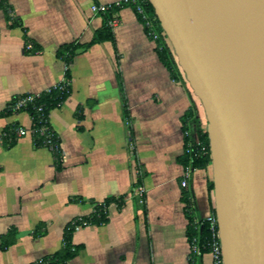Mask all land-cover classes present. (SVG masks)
Returning a JSON list of instances; mask_svg holds the SVG:
<instances>
[{
	"label": "crops",
	"instance_id": "1",
	"mask_svg": "<svg viewBox=\"0 0 264 264\" xmlns=\"http://www.w3.org/2000/svg\"><path fill=\"white\" fill-rule=\"evenodd\" d=\"M5 1L20 26L9 27L0 8V109L16 95L61 81L65 63L57 48L89 42L105 22L90 5L115 0ZM113 16L120 21L112 28L114 43L75 55L70 93L49 112L61 169L31 135H16L15 128L31 126L28 112L0 115V235L16 231L0 249V264H34L54 253L66 224L108 196L121 197L122 205L107 206V223L75 230L71 242L82 248L61 264H189L177 157L184 144L180 117L191 103L199 117L200 109L185 77L171 78L133 9ZM27 41L36 48L25 51ZM209 174L210 168L194 169L186 188L201 218L210 213ZM137 185L145 189L143 203L133 196ZM200 263L211 264L210 254Z\"/></svg>",
	"mask_w": 264,
	"mask_h": 264
},
{
	"label": "water",
	"instance_id": "2",
	"mask_svg": "<svg viewBox=\"0 0 264 264\" xmlns=\"http://www.w3.org/2000/svg\"><path fill=\"white\" fill-rule=\"evenodd\" d=\"M206 118L222 264H264V0H148Z\"/></svg>",
	"mask_w": 264,
	"mask_h": 264
},
{
	"label": "trees",
	"instance_id": "3",
	"mask_svg": "<svg viewBox=\"0 0 264 264\" xmlns=\"http://www.w3.org/2000/svg\"><path fill=\"white\" fill-rule=\"evenodd\" d=\"M0 8L3 9L5 19L8 21L9 27H14L19 25L17 20L10 15V7L6 5L5 0H0ZM145 8L147 13L152 18V21L160 34L158 39L155 41V51L159 60L165 66V68L169 71L171 78L173 79H182L184 81V74L180 67L178 66L177 60L173 53V50L167 40L166 36L162 33L158 19L154 13L152 6L150 5L148 0H145ZM116 9L109 11L105 14V22L104 24L98 28L91 40L87 43H79L78 41H71L69 43H64L60 45L56 50V56L60 58L65 64H71L75 55H77L80 51H85L89 47L94 44L103 42V41H111L114 43V37L112 33V28L108 25V20L113 17V14ZM139 20V18H138ZM29 42V41H27ZM26 42V43H27ZM33 46V45H32ZM35 49L36 47L33 46ZM64 76L70 81V70L67 69L64 73ZM117 75V79L120 83L121 87V79ZM69 93H59L57 91H53L49 94H43L39 103L43 104V113L45 116H49L50 110L55 108L58 103L63 102L68 97ZM30 113L32 111H29ZM9 114V113H8ZM181 128L182 131L189 132V135L184 136V144H183V152L180 156L177 157V160L181 165L187 166L190 165L194 169L203 170L205 173L207 169L210 168L211 158L209 151V139L206 132V128L202 126L200 117L198 115V111L196 106L191 103L189 107L183 112L180 117ZM33 122V120H32ZM34 123V122H33ZM199 140L206 147V151L204 153H196V149H192L190 153L185 152V148L189 141ZM59 142V139L57 138ZM34 145L41 146L42 139L34 137ZM54 165L57 169H61L62 167V154L59 149L53 154ZM206 188L208 193V205L210 212L215 215L214 212V202H213V182L211 176H206ZM181 200L184 204L183 211L185 218L187 219L186 225V235L188 238L189 244L192 242L193 238H196V244L198 246L196 253H191L189 255L188 263L189 264H201V257L204 253H208L209 249L207 247V242L211 237V232L209 230L208 222L205 218L197 217L194 215V204L192 200V196L188 190L185 188H181ZM115 201L118 206L122 205V198H114L112 196H108L104 198L101 202H93V212L89 215L82 216L81 218L87 222L88 225H101L105 224L108 221L106 208L112 202ZM75 219V218H74ZM73 220L69 221L63 232L62 245L61 247L50 255L44 256L42 259L45 261L44 264H61L72 259L79 249L82 248V245H74L71 242V237L74 232V227L71 224ZM218 230L217 225H215V230ZM35 233V232H34ZM16 231L14 229H9L5 234L0 235V249H5L9 245L14 242ZM36 234V233H35Z\"/></svg>",
	"mask_w": 264,
	"mask_h": 264
},
{
	"label": "built area",
	"instance_id": "4",
	"mask_svg": "<svg viewBox=\"0 0 264 264\" xmlns=\"http://www.w3.org/2000/svg\"><path fill=\"white\" fill-rule=\"evenodd\" d=\"M129 6L133 9L134 13L136 14L137 18H139V21L142 23L144 27V31L146 36L149 38V40L155 41L158 39L160 34L158 33L152 18L147 13V10L145 8V0H115L111 3H99V2H93L90 5V11L92 14H105L109 11H112L114 9H119L121 7ZM119 19L115 16L111 17L108 20V25L113 28L119 24ZM164 34V32H162ZM165 35V34H164ZM24 50L29 52L33 50L32 44L27 42L24 46ZM70 65L65 64L64 65V73L67 69H69ZM53 91H57L59 93H70V81L63 76L62 80L58 83H55L54 85L48 87L46 90L40 92V93H27V94H19L14 96L7 105H5L4 108L0 109V115H7L18 113L21 111H26L30 114L31 120L33 122L31 123V126L29 128H23V127H17L15 128V133L18 136H24V135H31L33 138H41L42 139V145L48 148V150L54 154L56 151H58L59 148V142L57 141V136L55 132L52 130V128L49 126V116H45L43 113V104L39 103V100L41 99L43 94H49ZM63 102L58 103L56 107H59ZM29 111H32L31 113ZM129 123V122H127ZM183 135H189V132L183 131ZM129 142H131V138L129 137ZM192 149H196V153H204L206 151V147L203 143H201L199 140L195 141H189L187 143V146L185 148V152L190 153ZM194 170L193 167L190 165L184 166L179 185L181 188H187L190 175L192 171ZM144 192L145 189L143 185H137L134 189L133 196L137 198L139 203H143L144 201ZM205 220L208 222L209 230L211 232V237L207 242V247L209 249V254L211 256V264H222L221 259V249H220V243H219V237H218V230H215V225H217L216 222V216L213 215L211 212L205 217ZM71 224L74 227V231L79 229L80 227L87 226V222L84 221L81 217H77L73 219ZM190 250L189 255L191 253H196L198 246L196 244V238H193L192 242L189 244ZM188 255V259H189ZM45 261L43 259H39L34 264H44Z\"/></svg>",
	"mask_w": 264,
	"mask_h": 264
},
{
	"label": "rangeland",
	"instance_id": "5",
	"mask_svg": "<svg viewBox=\"0 0 264 264\" xmlns=\"http://www.w3.org/2000/svg\"><path fill=\"white\" fill-rule=\"evenodd\" d=\"M170 44V43H169ZM171 46V45H170ZM172 48V47H171ZM176 58V57H175ZM196 103H197V105H198V107H199V111H200V118H201V123H202V126L203 127H205L206 128V124H207V122H206V118H205V114H204V110H203V107H202V105H201V103H200V101H199V99L198 98H196ZM209 176H211V165H210V174H209ZM212 177V176H211Z\"/></svg>",
	"mask_w": 264,
	"mask_h": 264
},
{
	"label": "bare ground",
	"instance_id": "6",
	"mask_svg": "<svg viewBox=\"0 0 264 264\" xmlns=\"http://www.w3.org/2000/svg\"><path fill=\"white\" fill-rule=\"evenodd\" d=\"M197 98V97H196Z\"/></svg>",
	"mask_w": 264,
	"mask_h": 264
}]
</instances>
